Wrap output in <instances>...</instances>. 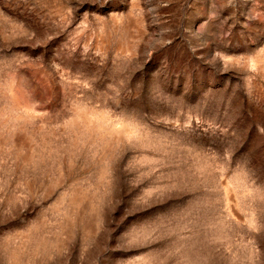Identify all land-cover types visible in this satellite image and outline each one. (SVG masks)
Masks as SVG:
<instances>
[{"label": "rangeland", "instance_id": "374dc122", "mask_svg": "<svg viewBox=\"0 0 264 264\" xmlns=\"http://www.w3.org/2000/svg\"><path fill=\"white\" fill-rule=\"evenodd\" d=\"M0 264H264V0H0Z\"/></svg>", "mask_w": 264, "mask_h": 264}]
</instances>
